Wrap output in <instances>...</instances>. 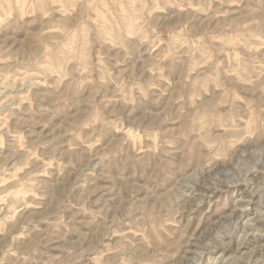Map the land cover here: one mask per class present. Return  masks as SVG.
I'll use <instances>...</instances> for the list:
<instances>
[{
  "label": "rangeland",
  "instance_id": "374dc122",
  "mask_svg": "<svg viewBox=\"0 0 264 264\" xmlns=\"http://www.w3.org/2000/svg\"><path fill=\"white\" fill-rule=\"evenodd\" d=\"M0 264H264V0H0Z\"/></svg>",
  "mask_w": 264,
  "mask_h": 264
},
{
  "label": "bare ground",
  "instance_id": "6f19581e",
  "mask_svg": "<svg viewBox=\"0 0 264 264\" xmlns=\"http://www.w3.org/2000/svg\"><path fill=\"white\" fill-rule=\"evenodd\" d=\"M244 246V245H243Z\"/></svg>",
  "mask_w": 264,
  "mask_h": 264
}]
</instances>
